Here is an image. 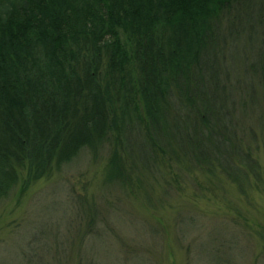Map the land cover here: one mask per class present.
<instances>
[{"label":"trees","instance_id":"obj_1","mask_svg":"<svg viewBox=\"0 0 264 264\" xmlns=\"http://www.w3.org/2000/svg\"><path fill=\"white\" fill-rule=\"evenodd\" d=\"M263 111L264 0H0V200L116 138L138 171L161 152L244 193Z\"/></svg>","mask_w":264,"mask_h":264},{"label":"rangeland","instance_id":"obj_2","mask_svg":"<svg viewBox=\"0 0 264 264\" xmlns=\"http://www.w3.org/2000/svg\"><path fill=\"white\" fill-rule=\"evenodd\" d=\"M244 44L230 69L256 57ZM255 124L263 180L244 193L220 172L161 152L156 172L138 171L117 138L27 189L22 171L0 200V264H264V111ZM129 149L142 167L141 135H131ZM113 169L122 178L111 184Z\"/></svg>","mask_w":264,"mask_h":264}]
</instances>
